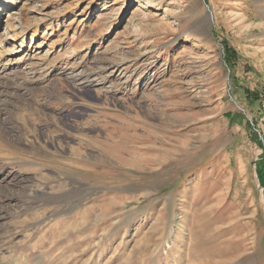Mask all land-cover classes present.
<instances>
[{"label": "rangeland", "instance_id": "374dc122", "mask_svg": "<svg viewBox=\"0 0 264 264\" xmlns=\"http://www.w3.org/2000/svg\"><path fill=\"white\" fill-rule=\"evenodd\" d=\"M5 5L0 264H264V0Z\"/></svg>", "mask_w": 264, "mask_h": 264}, {"label": "bare ground", "instance_id": "6f19581e", "mask_svg": "<svg viewBox=\"0 0 264 264\" xmlns=\"http://www.w3.org/2000/svg\"><path fill=\"white\" fill-rule=\"evenodd\" d=\"M11 8H13V6L12 5H5L4 7H3V9L2 10H0V15L1 14H3V15H6V12H3V11H5V10H10ZM9 16V15H8ZM11 17V16H10ZM8 28H10V27H8ZM14 29V28H13ZM13 29H11V30H13ZM10 30V33L12 32ZM5 34V33H4ZM6 39V41L4 42V43H6L7 41H9L10 40V38H8V37H6L5 38ZM4 39V40H5ZM1 40V39H0ZM11 41V40H10ZM3 52V51H2ZM3 55H5V54H3ZM5 58V57H4ZM2 59V58H1ZM1 61V60H0ZM8 63V61H6V60H2V62H0V70L6 65ZM5 84V83H4ZM22 85V84H21ZM4 88V85H2V84H0V93L3 91L2 89ZM263 120H264V116H263ZM7 157V156H6ZM20 157V156H19ZM18 157V158H19ZM14 159V158H13ZM10 160V159H9ZM31 160V159H30ZM33 161V160H32ZM27 165V164H26ZM30 209V208H29ZM68 213V212H67ZM64 215V214H63ZM50 216V215H49ZM56 217H58V216H56ZM60 218V217H59ZM64 219V218H63Z\"/></svg>", "mask_w": 264, "mask_h": 264}, {"label": "trees", "instance_id": "16d2710c", "mask_svg": "<svg viewBox=\"0 0 264 264\" xmlns=\"http://www.w3.org/2000/svg\"><path fill=\"white\" fill-rule=\"evenodd\" d=\"M263 184H264V182H263Z\"/></svg>", "mask_w": 264, "mask_h": 264}]
</instances>
